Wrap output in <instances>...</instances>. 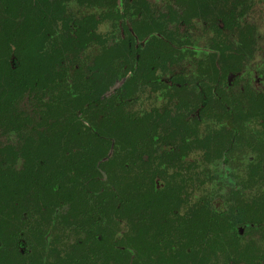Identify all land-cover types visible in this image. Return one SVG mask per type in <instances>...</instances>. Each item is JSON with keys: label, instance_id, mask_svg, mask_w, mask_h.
<instances>
[{"label": "trees", "instance_id": "trees-1", "mask_svg": "<svg viewBox=\"0 0 264 264\" xmlns=\"http://www.w3.org/2000/svg\"><path fill=\"white\" fill-rule=\"evenodd\" d=\"M104 5L115 17L117 0H0V7L7 8L2 10V27L14 30V34L0 33V131L7 136L16 134L11 144L0 146V234L13 227L16 231L25 229L23 221L51 220L61 206L68 205L81 231L87 229V222L129 220L130 235L144 236L148 249L145 264H152L155 250L147 236L154 235L153 219L145 212L141 191L149 185V178L142 176L145 168L140 161L146 162L142 154L150 148L144 142L155 138V126L164 123L167 115L142 116L125 108L126 101L118 96L110 99L108 111L105 105L96 107L90 93L93 79L101 75L90 72L88 62L81 58L79 70H75L79 76L75 91L65 83L70 67L75 69V52L87 50L97 35L96 15L88 16L83 11L93 6L104 9ZM75 10L78 17L73 14ZM59 21L63 29L56 36ZM223 23L230 28L232 19L224 16ZM153 45H158L157 50ZM162 46L167 47L166 62L172 58L171 47L163 41H153L141 51L113 48L111 76L120 77L125 65L124 75L134 71L138 54L139 74L159 50L163 53ZM25 96L36 97V109L41 112L36 126L17 110ZM239 109L240 122L255 121L263 128L256 132L252 148L259 153L257 160L248 166L245 181L240 183L250 191L246 194L234 188L223 196L217 189L209 191L205 182L196 185L201 182L192 177L191 198L197 207L192 213L202 211L205 216L192 217L191 238L186 242L183 230L182 234L174 233L177 254L167 260L168 264H264V94L250 96L239 103ZM225 112L224 108L222 115L213 117L220 120L230 115ZM81 118L95 130L87 128ZM111 140L116 141L118 150L112 159ZM198 143L207 150L208 161L223 157L225 147L233 144L212 137ZM148 194L144 193L145 202L151 198ZM165 198L172 203L170 195ZM222 204L231 206L223 208ZM9 220L20 224L10 226ZM238 227L247 229L245 235L258 232L261 242L243 244L244 235ZM16 231L13 235L18 238ZM88 233L96 235L91 228Z\"/></svg>", "mask_w": 264, "mask_h": 264}, {"label": "flooded vegetation", "instance_id": "flooded-vegetation-1", "mask_svg": "<svg viewBox=\"0 0 264 264\" xmlns=\"http://www.w3.org/2000/svg\"><path fill=\"white\" fill-rule=\"evenodd\" d=\"M258 1L264 3V0H117L115 17L110 16L111 10L105 5L104 9L93 6L83 11L88 16L96 15L99 21L95 28L97 35L87 50L75 52V69L71 66L65 78L69 89L74 92V85L76 87L78 84L79 76L75 70H79L81 58L88 62L90 72L101 75L93 79L90 93L93 98L91 103L96 107L105 105L108 111L111 108L110 99L118 96L126 101L125 108L142 116L167 115L164 123L155 126V138L144 142L150 148L142 154L146 162L140 161L141 168H145L142 176L149 178V185L141 191L142 205L146 206V214L153 219L154 235L147 236L153 241L156 254L152 264H168L167 260L177 254L174 233L182 234L183 230L186 242L191 238L192 217L205 216L202 211L192 213V209L197 208L192 204L191 198L192 177L201 182L196 185L205 182L207 186L219 176L218 173H207L206 170L202 173L198 171L201 167L193 160V156L199 157L201 154V162L206 164L205 161H208L207 150L199 146V141L204 143L212 137L214 140L225 138L233 143L225 147L223 157L213 160H221L225 170L229 163H233L232 156L239 153V150L252 151L250 162L242 173L244 180L241 175L239 177L237 168V173L226 170L224 175L232 180L230 189L224 188L228 193L235 189L243 192L247 190L242 184L234 186L238 184L237 179L245 181L247 168L257 160L259 153L252 149L256 136L253 121L245 123L237 119L239 103L252 95L264 94V76L254 72V90L246 87L237 90L234 81L242 74L243 65L251 63L250 58H253L255 49L259 48L256 45L257 29L251 18L252 6L260 3ZM71 9L74 10V6ZM2 10L7 8L0 7V33L14 34L13 29L6 30L2 27L1 19L2 16L5 17ZM77 11L73 13L76 17ZM104 15L105 18L102 19L101 16ZM224 16L232 19L230 28L224 25ZM109 25L113 28V34L107 29ZM61 28L63 29V24L59 21L56 36L61 34ZM202 35H209V48L197 55L196 40ZM130 37L132 40L128 44ZM153 41L156 44L159 41L168 44L173 59L165 62L164 52L167 47L162 46L163 53L159 50V54L139 74L136 71L139 68L138 54L134 71L124 75L128 68L125 65L120 77L111 76L113 48L125 47L126 50L132 47L141 51ZM157 47L158 45H153V50H157ZM14 61L13 56L11 62L14 64ZM100 68L103 69L102 74ZM88 107L87 104L86 108ZM224 108L225 114L230 115L220 120L213 117L222 115ZM209 119L214 123L205 126L204 123ZM81 120L87 128L95 130L85 118ZM259 127L263 129L261 125ZM12 140L7 141V144H11ZM110 143L112 159L118 150L115 149V140ZM147 190L151 193L148 194ZM144 193L151 197L148 202H145ZM169 195L172 203L166 201L168 198L165 196ZM230 206L231 204L221 205L223 208ZM69 210L68 205L61 206L51 220L23 221L21 224H25V229L16 231L13 227L0 234V264L148 263L144 258L148 250L144 236L141 238L139 234L130 235L129 220L113 221L107 218L87 222V229L81 231L79 221L71 218ZM8 224L13 226L20 222L9 220ZM90 228L91 233L98 229L95 233L97 237L88 233ZM238 230L244 235L247 229L238 227ZM15 231L18 238L13 235ZM233 231L235 230L231 229ZM255 233L256 231H252L248 235L253 236ZM133 242L134 246H127ZM188 251L191 253V248Z\"/></svg>", "mask_w": 264, "mask_h": 264}, {"label": "rangeland", "instance_id": "rangeland-1", "mask_svg": "<svg viewBox=\"0 0 264 264\" xmlns=\"http://www.w3.org/2000/svg\"><path fill=\"white\" fill-rule=\"evenodd\" d=\"M258 2L260 3H256L254 6H252L251 18L254 21L255 29H257L256 45L259 48L255 49L256 52L253 53V58H250L251 63L250 64L247 63L245 66L243 65V69H241L242 74L240 75V77L236 79L235 81L233 79L234 84L237 87V90H241L244 87L250 88L253 90L255 89L253 88L255 84L254 83V80H255L254 72L259 73L260 76H264V3H261V1H258ZM107 29L110 30V34H113L112 26L109 25ZM102 32H104L103 28H102ZM208 42H209V35H202L197 38L196 40V44L198 46L197 55H199L200 51L204 52L206 49L209 48ZM35 101H36V97L25 96V98L22 99L17 104V110L21 111L24 114V116H29V118L32 119L31 126H36V124L40 121V116H41V112H39L36 109L37 103ZM213 123L214 122L211 121V119H209L204 124L205 126H207ZM253 125L255 128V134L257 131L259 130L261 131V128L259 127L258 122L253 121ZM28 129H29V133H31L32 131L31 128L29 127ZM15 137H16V134H13L12 136L10 134L7 136V135H4L0 131V145H3V143H7V141H11V139L14 140ZM245 152H247V154ZM250 152L252 151L251 150L248 151V149H245L244 152L242 150H239L240 154L236 153L232 156L233 163L232 164L229 163V166L226 170L232 173H237L238 171L239 175H241V178L244 180V178L242 177V173L243 171H245L248 163L250 162L249 160V157H251ZM201 158H202L201 154H199V157L196 155L193 156V160L196 161L199 167H201L200 169H198V171L202 173L204 170H206L207 173H214V174L218 173V176H219L217 180L214 181V183L207 185L208 190L213 192L212 190L216 191L217 189L219 193H221L223 196H226L228 194V190H224V188L226 187L229 188V186L232 183V180L224 176L226 175L225 173L226 170H225V167L222 166V161L221 160L220 162L219 161H216V162L205 161L206 162L205 164L201 162ZM236 161H238L239 163L236 164ZM236 168H237V171H236ZM237 183L238 184L234 187H239V185L241 186L240 179H237ZM245 192L246 194H248L249 190H245ZM200 197L201 195H198L197 199H199ZM251 240L256 241V243L261 242L260 235L258 234V232L253 234V236L245 235L244 233V241H243L244 243L243 244H245L246 242H250Z\"/></svg>", "mask_w": 264, "mask_h": 264}]
</instances>
